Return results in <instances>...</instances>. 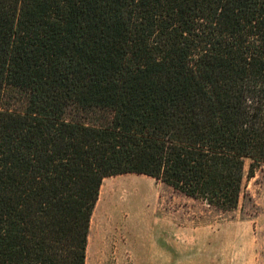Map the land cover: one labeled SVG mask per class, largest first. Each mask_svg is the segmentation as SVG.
Listing matches in <instances>:
<instances>
[{
  "label": "trees",
  "instance_id": "obj_1",
  "mask_svg": "<svg viewBox=\"0 0 264 264\" xmlns=\"http://www.w3.org/2000/svg\"><path fill=\"white\" fill-rule=\"evenodd\" d=\"M246 160L264 0H0V264H84L119 174L231 212Z\"/></svg>",
  "mask_w": 264,
  "mask_h": 264
},
{
  "label": "rangeland",
  "instance_id": "obj_2",
  "mask_svg": "<svg viewBox=\"0 0 264 264\" xmlns=\"http://www.w3.org/2000/svg\"><path fill=\"white\" fill-rule=\"evenodd\" d=\"M250 162L224 214L147 176L103 179L84 264H264V164Z\"/></svg>",
  "mask_w": 264,
  "mask_h": 264
},
{
  "label": "bare ground",
  "instance_id": "obj_3",
  "mask_svg": "<svg viewBox=\"0 0 264 264\" xmlns=\"http://www.w3.org/2000/svg\"><path fill=\"white\" fill-rule=\"evenodd\" d=\"M115 195H117L116 193H115ZM112 198H113V196H112ZM111 208L114 210V209H116V211H117V206L116 205H112L111 204Z\"/></svg>",
  "mask_w": 264,
  "mask_h": 264
}]
</instances>
